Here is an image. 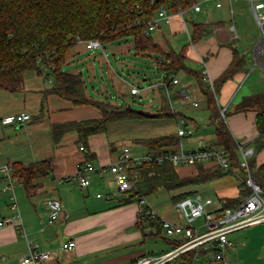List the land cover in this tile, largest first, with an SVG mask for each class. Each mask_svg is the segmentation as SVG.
<instances>
[{
    "label": "crops",
    "instance_id": "1",
    "mask_svg": "<svg viewBox=\"0 0 264 264\" xmlns=\"http://www.w3.org/2000/svg\"><path fill=\"white\" fill-rule=\"evenodd\" d=\"M222 7L223 1L222 5L216 8ZM230 11L232 12V8ZM225 13L223 12L220 17H203V20L199 21L205 25V34L195 41L198 47H195L194 43L189 42L186 38L192 48V51L184 53L186 59L196 60L197 69H200L199 61L200 57H203L207 72L212 80L217 79L231 62L233 48L243 55L245 68L249 61L254 64L256 62L254 51L256 43L252 44L249 40L247 44L250 46L243 47L236 39L242 38L243 35L247 38L248 35L244 31L240 32V36L233 33L232 30L235 31L236 26L228 27L224 20L225 17H223ZM253 20L251 24H254ZM255 24L257 23L255 22ZM181 28L182 24L178 19H174L170 25L164 26L166 32L161 31L162 42L167 41L171 46L169 41L172 40V37L170 40L166 38V34L175 35ZM171 47L178 51L183 46L178 50ZM245 68L243 71L236 72L220 87L218 93L221 97L220 102L216 97L220 111L226 110L222 107L226 103L235 101L236 107L243 97L264 90V86L259 88L257 83H253V88H241L237 96H234ZM262 72L264 76V70ZM41 76L43 75L37 74L32 77L35 78L32 82L33 85L28 86L24 85L23 79L22 87L19 90L9 91L0 88V118L19 112L30 114V119L24 123L3 125L0 122V167L13 162L27 164L45 159L50 160L52 166L51 171L38 180L39 185L33 195H28L23 185L16 180L10 188L5 189L8 182L3 178L0 179V217L10 218L7 223L0 226V264H18L27 253L29 245L34 246L37 250L49 251L52 264H132L140 256L162 255L146 251L144 248L149 237L160 234L164 236V246L159 250L162 253L169 251L176 240L165 236L157 224L148 221L139 223L137 203L133 199L124 202L127 197L111 184V175L108 170L93 172L87 187H80L73 175L79 164L85 160L92 162L95 167L107 166L117 158L120 146L127 145L131 150L124 139L141 140L169 134L177 135L178 119L147 117L114 120L107 123L105 132L90 135L88 147L86 150H81V145L77 142L78 135L74 130L64 132L56 141L53 139L52 125L98 118L101 116V110L91 104L74 105L55 94L45 93L49 87V81L44 83ZM177 77L181 84L170 87L171 93L177 89L187 91L195 97L196 105L192 104L191 100L181 101L174 93H172L171 99H174L179 105L193 107H198L201 101L205 102L192 78L179 74ZM158 92L161 103L164 95L166 98L167 95L160 84ZM171 106L173 107L172 104ZM235 107L233 108L234 112ZM256 112L253 109L231 112L227 120L228 128L235 141L254 149V139L259 134L255 124ZM182 116L186 117L183 113ZM191 119H193L194 125L186 123L192 129V133L184 136L177 135L179 137L177 144L161 150L180 147L185 150L195 149L199 147L200 142L203 144L212 142L202 136H195L194 139L191 137L194 132L198 131L195 119L192 117ZM131 127L136 130L129 132ZM149 129L151 130L147 134H141V131ZM236 139H241V142ZM193 143L196 144L194 147H192ZM137 149L133 154L139 155L150 151L146 147L145 152H139ZM262 151L260 152L262 153ZM259 165L262 163L256 162V166ZM175 170L180 177L191 176L197 172V166L186 164L175 167ZM213 180L219 182L227 180L228 182L216 189L217 203L213 205V201L212 205L208 207L209 209L220 208L222 199H232L238 196L239 180L232 176H220ZM187 191L191 193L186 197L198 196L201 198L198 191ZM97 193H110V198L98 197ZM11 196L15 198L16 208L11 206ZM49 197L58 198L63 204V211L54 222L47 220L45 200ZM177 201H173V206L179 211L175 206ZM153 208L165 219L182 221L171 218L166 214L167 212L164 213ZM16 214H19V217ZM19 221L22 230L17 226ZM228 238L231 240L232 246L224 253L227 264H264V222L234 230L228 234ZM69 239L75 241V247L72 250L62 249V243ZM193 261L194 264H224L222 261L213 260L211 250L208 249L196 250Z\"/></svg>",
    "mask_w": 264,
    "mask_h": 264
},
{
    "label": "trees",
    "instance_id": "2",
    "mask_svg": "<svg viewBox=\"0 0 264 264\" xmlns=\"http://www.w3.org/2000/svg\"><path fill=\"white\" fill-rule=\"evenodd\" d=\"M194 1L196 0H0V88L9 91L19 90L25 74L33 70L49 81L45 93L55 94L74 105L91 104L99 108L101 116L98 118L52 125L54 140L57 141L64 132L74 130L78 135V144L86 150L89 136L105 132L107 123L147 116L129 111L124 106H111L88 97L81 73L63 70L67 51L77 40L87 41L95 38L102 44L130 37L136 52L150 55L155 59L164 80L167 81L170 76L178 74L193 79L194 85L205 99L206 108L209 110L208 118L214 127V140L210 145L220 147L228 157L227 169L196 164L197 172L184 177H180L175 167L168 162L162 165H141L138 168L139 177L133 195L147 196L159 188L169 191L229 173H237L240 186L238 196L220 199L222 205L220 208L236 206L250 191L244 182L248 173L240 166L238 143L220 114L216 95L226 80L236 72L244 70L243 55L233 48L231 62L217 79L212 80L211 86L203 79L201 68H191L186 64L187 59L183 52L185 45L176 51L167 41H165L167 46L164 47L150 33L145 32L146 22L160 6L167 5L176 11L179 5L186 9ZM136 19L141 22L135 24ZM204 34V23L193 22L191 41L198 40ZM249 109L257 111L255 124L259 134L254 139V147L255 152H259L264 144V90L243 97L237 103L235 112ZM154 112L156 118L183 117L182 113L175 111L165 99ZM138 142L148 150L154 151L177 144L179 137L169 134L141 139ZM253 156L248 160L249 173L264 190V166H256ZM10 165L13 178L23 185L28 195H33L39 185L38 180L47 175L52 168L48 159L27 164L13 162ZM190 193V191L178 193L171 197L172 201L185 198ZM124 200L128 202L130 198ZM151 223L158 225L155 221ZM173 243V246L177 244ZM195 254L194 249L188 251L185 254V261H181L180 264L192 263Z\"/></svg>",
    "mask_w": 264,
    "mask_h": 264
},
{
    "label": "built area",
    "instance_id": "3",
    "mask_svg": "<svg viewBox=\"0 0 264 264\" xmlns=\"http://www.w3.org/2000/svg\"><path fill=\"white\" fill-rule=\"evenodd\" d=\"M231 0H229L230 2ZM250 10L257 25L262 29V37L254 47L256 62L255 64L264 66V0H249ZM206 2L214 3L215 7L222 5V0H196L189 8H182V5L173 11L170 6H160L153 17L146 22V33H151L154 30L161 29L163 26L170 25L175 17L179 19L182 27L186 31L187 39L191 41L190 31L187 21L184 18L185 12L200 13L205 12L204 4ZM139 19L134 20L135 24H139ZM80 41V40H79ZM85 42L88 49L101 48L102 44L98 39H89ZM201 72L203 79L212 86V79L209 77L203 57H200ZM165 90L167 99L171 103V96L174 93L181 101L191 100L192 104L196 105V99L189 92L177 89L171 93L170 87L180 85V80L177 76H170L167 81L161 80L159 83ZM139 92L137 87L131 88V93ZM224 113V110H221ZM30 119V114L27 112H19L4 115L0 118L3 125L24 123ZM192 133V129L187 125L185 118H178V126L176 134L184 136ZM82 150L83 148L80 147ZM264 150V144H263ZM239 163L248 173L245 178V186L250 189L246 195L236 206H226L223 208L209 209L213 201L210 198L200 197H185L178 200L175 206L179 209L183 216V221H171L161 217L158 212L147 202L145 196L133 195L136 190V181L139 177L138 168L144 164L171 163L174 167L181 165H196L202 164L205 167L220 166L224 169L228 168V157L223 149L210 144L200 142L199 147L195 149H183L182 147L170 150H154L144 154L135 155L131 153L127 145L120 146L117 158L107 166L95 167L92 162L85 160L79 164L73 178L77 181L80 187H87L90 184V175L95 171L108 170L111 175V184L115 189L125 197L133 199L138 205V221L143 222H158L163 234L167 237L176 240V245L169 251L160 256H140L135 259L132 264H180L185 261L186 253L190 250L208 249L211 250L212 259L222 261L227 264L224 259L225 251L232 246L228 234L234 230L264 222V190L250 176L248 160L255 153L253 147L238 144ZM264 166V163H262ZM2 178L7 180L10 188L15 179L12 176L10 164L0 167ZM238 177L237 173H234ZM239 178V177H238ZM97 196H102L106 199L110 198V193H97ZM13 208L17 207V203L13 196L10 197ZM47 209L48 222H54L63 211L62 202L55 197H49L45 200ZM19 217V214H16ZM202 218L200 223L196 221ZM10 220L0 217V226ZM18 228L23 229L21 222H18ZM76 243L73 239L66 240L62 243L61 248L72 250ZM51 254L49 251L37 250L34 246L29 245L27 253L20 259L18 264H52ZM185 264H194L185 263Z\"/></svg>",
    "mask_w": 264,
    "mask_h": 264
},
{
    "label": "rangeland",
    "instance_id": "4",
    "mask_svg": "<svg viewBox=\"0 0 264 264\" xmlns=\"http://www.w3.org/2000/svg\"><path fill=\"white\" fill-rule=\"evenodd\" d=\"M222 1V8H216L212 2H206L204 4V9H207V12H185L184 18L187 21L190 33L192 31L193 22H199L203 20V17H220L223 12H226L223 17H225L224 20L226 21L228 27L230 28L233 25L236 26L235 31L232 30V32L237 33L240 36V32L244 31L248 35L247 38H245L243 35L242 38L236 40L239 41L243 47H245V45L250 46L247 44L249 40H251L249 42L252 44L257 43L262 37V30L257 24H255V22L254 24H251L253 23L252 20L254 18L250 10V1L231 0V5H229V0ZM231 8L232 12L230 11ZM175 19L178 18L175 17ZM163 30L166 32V29L162 27L161 29L152 31L150 34L155 40L166 47L167 42L163 43V40H161V31ZM186 34L187 33L185 29L182 27L181 30L176 32L175 35L166 34V38L171 40L172 37V40L169 41V43L177 50L185 45L184 53L187 54L188 51H192V48L190 43H187ZM193 43L195 47H198L197 42L194 41ZM240 44L239 46L242 47ZM187 64L190 67L197 69L196 60L187 59ZM261 66L251 63L250 61L248 62V66L245 68L242 79L237 84L234 96H237L241 88H253V83H257L259 88L260 86H264V76L262 74L264 66ZM63 70L81 73L82 79L85 83L86 94L95 101L108 103L111 106H124L150 112H154L161 104L158 87L161 79L163 78L162 71L158 68L157 63L152 56L136 52L130 37H123L115 41L102 43V49H88L85 45V42L77 40L67 51L66 60L63 64ZM36 75V72L33 70L27 72L24 76V85H33L32 82H34L35 78L33 79L32 77H35ZM181 76H183V74H181ZM40 78L44 83L48 81L43 76ZM132 87H137L139 92L136 94L131 93ZM216 97L217 101L220 102V95L217 94ZM164 99L167 101L165 95ZM171 104L173 105L172 108L175 111H180L187 117H185V121L188 122V124L194 125V121L191 119V117L195 119L198 131L191 135L193 139L195 136H202L207 140H214V127L209 121V110L206 108L205 102L201 101L198 107H193L190 105H179L174 99H171ZM234 104L235 101H231L228 104L226 103L224 106H222L223 108H226V110H224L223 114L220 112L227 126H229L227 120L231 112L235 113L233 109L235 107ZM131 130L136 129L131 127L129 132ZM150 130L151 129L141 131V134H147L150 132ZM124 140L126 144L131 147V153H134L135 149L137 148L139 152H145V147L141 145L138 140L132 138H127ZM236 140L241 142V139ZM196 144L193 143L192 147H194ZM259 152H255L253 157L257 163H264V150L262 153ZM224 176H232L233 178L239 180L238 177H236L233 173H229L221 177ZM227 182V180L219 182L209 179L196 185H186L169 191L164 188H159L155 192L145 197L147 202L153 207L157 208L159 211L164 213L167 212L166 214H168L171 218L183 221L181 212L176 210L173 206V201L171 198L172 196L180 193L181 191L195 190L201 194V198L212 199V201H214V205L217 203V194L215 192L216 189H218L220 186L226 185ZM201 221L202 218H199L196 222L200 223ZM163 237L164 236L162 234L149 237L146 240L144 246L145 250L153 251L158 255L163 254L162 251L159 250L164 246Z\"/></svg>",
    "mask_w": 264,
    "mask_h": 264
},
{
    "label": "water",
    "instance_id": "5",
    "mask_svg": "<svg viewBox=\"0 0 264 264\" xmlns=\"http://www.w3.org/2000/svg\"><path fill=\"white\" fill-rule=\"evenodd\" d=\"M129 111H133V112H136V113H140L144 116H147V117H154L155 116V112H150V111H146V110H141V109H133V108H130V107H126Z\"/></svg>",
    "mask_w": 264,
    "mask_h": 264
}]
</instances>
